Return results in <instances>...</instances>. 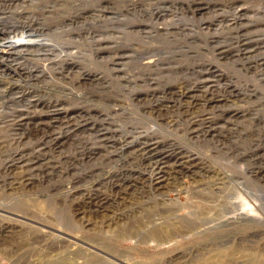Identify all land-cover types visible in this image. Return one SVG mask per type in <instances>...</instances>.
I'll list each match as a JSON object with an SVG mask.
<instances>
[{"label": "rangeland", "instance_id": "374dc122", "mask_svg": "<svg viewBox=\"0 0 264 264\" xmlns=\"http://www.w3.org/2000/svg\"><path fill=\"white\" fill-rule=\"evenodd\" d=\"M229 1L0 0L1 26L14 31L30 22L34 28H41L44 42L57 46L11 62L13 71L0 68V74L4 73L0 84V264H264V0ZM195 2L211 8L194 12ZM158 7L171 12L162 18L153 17L151 13ZM242 7L258 24L232 32L230 24ZM149 19L160 27L169 24L171 33L159 29L158 35L152 28L147 29L150 33L143 31L140 24ZM131 24L135 25L130 28ZM110 45L117 47L115 52L103 53ZM236 47L241 52H236ZM133 48L138 54L122 72L134 80L128 82L122 78L124 74L113 72V64L102 60L133 54ZM226 49L227 54H220ZM149 56L152 62L145 66L144 61L150 60L144 58ZM17 62L23 69H15ZM207 66L213 71L208 76L211 89L221 85L222 91L232 85L230 91L242 93L228 103L239 108L240 117L228 122L214 119V132H207L211 108L202 102L189 107L183 99L165 101L172 107L163 102L160 108L168 109L169 114L164 120L152 113L154 106L134 105L130 92L149 86L141 81L144 73H148L146 78L151 74L161 78L156 86L159 96H164V87L193 84L199 79L198 72L207 71ZM42 69L48 75L35 77ZM30 94L32 103L38 100L41 104L62 95L67 101L59 109L94 107L90 122L129 129L149 122L163 136L138 141L127 136L129 150L119 151L110 157L111 162L100 164L104 151L92 158L81 155L83 136L94 137L91 128L95 125L86 126L87 134L73 131L77 129L73 120L77 113L68 116L67 127L63 115L56 127L40 131L28 125V120L23 122L26 129L16 125L22 123L14 122L20 119L19 113L27 111L29 103L25 100ZM176 96L175 91L168 95ZM13 97L23 99L10 102ZM98 108L104 113L96 111ZM107 112L113 120H107ZM42 120L44 126L52 122L46 117L33 124ZM64 132L68 133L66 139ZM118 133L114 138L107 131L99 135L118 143L125 136L123 131ZM163 150L180 152L176 161H170L173 173L167 175V189L164 193L149 190L138 194L137 189L148 188V175L159 168V156H154ZM187 150L211 166L200 163V169H192L194 157L184 152ZM30 156L42 159L33 170L15 162ZM142 158L147 161L140 169ZM8 162L13 167L7 168ZM126 172H132L131 179L124 178L130 177ZM131 185L136 187L121 199V190L116 187ZM109 190L113 205L82 218L79 212L89 209V199L109 195ZM141 216H148L152 226L159 224V244L142 241L140 234L122 236L139 225Z\"/></svg>", "mask_w": 264, "mask_h": 264}, {"label": "bare ground", "instance_id": "6f19581e", "mask_svg": "<svg viewBox=\"0 0 264 264\" xmlns=\"http://www.w3.org/2000/svg\"><path fill=\"white\" fill-rule=\"evenodd\" d=\"M200 1H202V0H200ZM207 5H209V4H207V3L202 4L201 2H199V3L195 2V5H194L195 8H193V11L194 12L195 11L196 12H201L202 13V12L206 11L207 9H210L211 8L210 5L209 6H207ZM95 11H97V10H95ZM237 11H238L237 12V16H234V18H233V20H232V22L230 24L232 32L242 31L243 29L248 28L250 25H253V24L257 26L258 23L256 22V20H251L250 16L248 15L249 10H247V8L242 7V8H239V10H237ZM166 12L169 13L171 11L169 10V8L168 9H165V8L161 9V7H160V9H159V7H158L151 14L153 15V17L162 18V17L165 16V13ZM172 13H175V12H172ZM218 16H216V17H218ZM149 21H150V19H149ZM45 22L46 21H44V23ZM249 22H251V23L253 22V23L251 24ZM31 24H30V22L29 23H23L20 27L16 28L14 31L13 30H7L3 26L0 25V68H2V71H4V72H8V70L13 71V69L11 67L12 65H9V64H11V62L14 63L18 59H21V58H26L27 59V57L34 56V55H36V53L37 54L40 53V51L43 50V48L46 49L47 47L48 48H51V47H54L55 48V47H57L56 45L51 44L50 42H44L43 39H41V37L44 35V33L41 30V28L38 29L37 28L38 26L36 28H34L33 25H31ZM127 24H130V23H127ZM134 25L135 24H131L130 25V28L133 27ZM168 25H164V26L160 27L156 22L154 23L153 21L146 22L144 24L143 23L140 24V26H141V28H142L143 31H145L147 29H151V28L152 29H156L158 31H155L154 33H156L158 35H159V29H163L165 34H170L171 32L168 29L169 28ZM177 27H179V26H177ZM130 32H132V31H130ZM148 32L150 33V31H148ZM249 36H250V34H249ZM245 37H246V35H245ZM223 38H225V37H223ZM126 40H128V39H126ZM206 40H207V38H206ZM226 42H228V41L226 40ZM99 48H98L99 53H102ZM116 48H117L116 46H112V47H111V45L108 46V47L106 46L103 49L104 50L103 53H106V52L107 53L108 52L111 53L112 51L115 52ZM235 49H236V52H241V50H238V47H236ZM228 51H229L228 49L223 50L222 52L220 51L221 52L220 54H227L226 52H228ZM49 52H51V51H49ZM130 52H133V54L132 53H122V54H120V56L119 55L111 56L110 58H103V60H102L104 62H107L108 64H113V69L112 70H113V72L116 71L117 72L116 74H124V76H128V78H127V77H124L122 75L123 76L122 78L123 79L126 78L128 80V82L134 81V80L131 79L132 77L129 76L130 74L128 75V73H122V72H124L127 69L126 68L127 67L126 65H128L129 62H132V60L135 58V56H136L135 54H138V52L135 50V48H133ZM244 54H246V53L244 52ZM144 59H146V60L149 59L150 60L149 62H145L144 61L143 64L146 66V63H151L153 58L151 59L150 56H149V57H146ZM123 60H125V61H123ZM66 62H67V60H66ZM17 66L18 67H16L15 69H23V68H21L22 66L20 65V63H18ZM74 66H76V65H74ZM148 67H150V65ZM205 69H207V71H204L202 69L203 70L202 72H200V71L198 72V73H200V74H198L199 79L195 83H193V84H186V85H183L181 87H177V85L176 86H172L171 85L169 87H167V86L164 87L163 90H162L163 93H164V96H159V94H160L159 93V87L156 86V85L159 86V84H161V80H160L161 78L157 79V76L152 75L151 73H150L151 75H149V76H151L150 78H146V76H148V73H144L143 75L141 74L143 78L145 76V79L141 80V78L139 77L140 78L139 80H141L142 82H144V86H145V84L146 85H149V86L148 87L145 86V88L143 90H133V91H131L130 93H133L132 96H134V98L132 99V101L133 102L135 101L134 102V105L135 106L142 105L144 108H147V105L154 106L155 108L151 109L152 110V113L156 116L157 119H161V120L166 119V117H168V115H169L168 114V109L160 108V107H163V102L166 103L165 101H174L173 99H175L177 101H181V99H183L184 100V103L186 105H188L189 107H191V105H197L196 104L197 102H202V105L204 107L211 108V110H209L207 112V115L209 116V118H207L209 120L208 121V124H209L208 128H209V130L207 132H209V133L210 132H214L216 130V128H217V127H213L214 126V123H213V120L214 119H218V121L221 120V121L228 122V120H232L233 118H239L240 117V110H238L239 108L234 107V106H231L233 104H230L229 105L228 103L229 102H232L234 100V97H236L237 95H241L242 93L234 94L233 91H230L228 88L229 87H233L232 85L225 86V88H223L224 90H222V91L219 89V86L221 87V85H219V86L214 85L213 89H211V87L208 85V82L210 81L208 79V76H209L210 73H213L212 67L211 66H207ZM37 71H39V70H37ZM44 72H45V70H43L42 73H35V77H38L39 78L40 75L41 76L48 75L47 73H44ZM3 74L4 73L0 74V84L1 85L3 84V81H4L2 79V75ZM16 74L18 75L19 73H16ZM29 74L31 76L34 75V73H32V70L29 71ZM60 75L63 76L64 74L63 73H60ZM119 76L120 75H118V77ZM139 80H137V81H139ZM234 87H236V89L238 91H240L237 86H234ZM173 91H175L176 94H177L176 98H174V97L169 98L168 97L169 94L171 96H173ZM194 91H200L202 94L201 95H193L194 94L193 93ZM160 92H161V90H160ZM163 93H162V95H163ZM24 95H25V93H24ZM24 95H22V96L24 97ZM23 97H20V98L19 97H17V98L16 97L10 98V102L11 101H17L16 99H18V102H20L21 101V98L23 99ZM25 101H28L27 103H29V104H27L29 106L28 107L26 106L27 107V109H26L27 111L25 110L26 112L19 113V118L20 119H18V120H16L14 122V123H16V122H19V123L22 122L21 124H16V125H19L21 128L25 127L26 124H23V122L24 121H27V120L29 121L28 122L29 123L28 125H31V124L34 125L33 128L36 131H40L41 128H45V127L46 128H54V127H56V124L58 125L62 121V118H59L62 115L64 117V122L66 123L65 127H67V124L70 121V118L68 116L70 114H72V113H77L78 114V116L73 119L74 120V125L77 128L76 130H73V131H81V132H84L85 133L86 130H87L86 126H89V125L94 126L95 125V127H92L91 128L94 131V132H92L94 134V137H90V136H86V135L83 136V138L85 139V144L81 147V151L80 152L82 153L81 154L82 156L89 155L88 157H91V158H92V155H95L96 154V152H99V151L106 152V154L103 155V158L101 160L102 162H98L100 164H103V162L105 160H109V162H111L110 157L111 156L119 155V151H120V153L121 152L122 153H126L129 150V148H130L129 147V144L131 142H128L127 141V136H131L133 138V141H138L140 139L148 140L149 139L148 136H151V137L163 136V135H161L162 132H160V130L157 127H154L151 124H148L149 122H144L142 124H140V123L137 124L136 123V125L132 126L131 129H129V127L126 128V127H122V126H118V127L109 126V125L105 124L102 121L97 122L96 120H94L93 122H90L91 121V118L89 120L90 112H91V110H95V108L93 106H92L93 108H88V106L87 107L81 106V107H77L75 110L70 109V107H65V108L59 109L58 107L64 103L63 101H67V99H65L62 95H59L58 97H56L54 101H51L50 100L49 102H44L43 104H41V103H39L40 101H38V100L36 102L32 103L34 100L32 99V94H30L29 95V98L26 99ZM223 102H224V104L221 105V103H223ZM227 105H229L230 107L227 106ZM33 107H40L41 110L38 112ZM113 107L111 109H113ZM169 107H172V106H169ZM99 109L100 108H98L96 111H100V113H104V111H101ZM194 109H199V108H194ZM21 111H22V109H21ZM189 111H190V109H186V112H189ZM128 112L129 111H127V113ZM106 115H107V120H113V116L111 117L108 112H107ZM11 116L14 117V116H17V115H14L13 116L11 114ZM217 116H218V118H216ZM46 117L51 118L52 122H51L50 125L44 126V123H43L44 120H42L41 122H37L36 124H33L37 120H41V119L46 118ZM12 126H14V125H12ZM203 126H204L203 124H200V127L203 128ZM84 127L86 129H84L82 131L81 129L84 128ZM25 129H26V127H25ZM102 131H107V132L111 133L112 134L111 138H114L115 137L114 134H119L118 132H122V131L125 133V136L123 138H121V139H118L117 140L118 143H116V142H110L111 141V138L110 137H107V135H105V134H102L104 136L99 135V133L102 132ZM85 134H87V133H85ZM192 134L196 136L197 135V130L196 129H193L192 130ZM16 135H17V133H16ZM122 136H123V134H122ZM67 137H68V133L67 132H64V139H66ZM15 139H16V137H15ZM59 140H60V138L57 139V141H59ZM92 140H93V142H91ZM144 144H146V143H144ZM61 145H62V143L60 144V147H61ZM110 145H112L113 147H115V149H112L110 147ZM117 146H118V148H117ZM148 148L150 150H153V148H151V145H149ZM168 150L160 151L159 154H156L154 156V157L159 156V168H157L155 172H153V173H151V174L148 175V179H147V182L149 183L147 185L148 188H139V189H137L136 192L138 194L144 195V194H146V191H149V190L157 191L159 193H164L165 192V189H167V187H168V180H170V178L167 175L173 173V170H171L170 161H176V159L178 158L179 153H180V152H176V151H172V150L168 151ZM138 151H141V149L138 150ZM184 152L185 153H188V154H191V156L194 157L193 162L190 164V166H191L192 169H200V167H198L200 165V163H201V166H205V167H210L211 166V165L209 166L208 161L205 160V158H202L200 155H195L194 153H191L188 150L187 151H184ZM140 156L143 157L144 154H140ZM154 157H151L149 159H152ZM185 157L186 158H190L188 156H185ZM41 160H42L41 158H36L34 156H30V157H26V158L20 157L15 162L23 163L24 164V167H26L28 170H33L37 166H39L41 164ZM146 161H147L146 158H142V160L140 162V166H139L140 169H141L142 166H144V163ZM195 161L197 163H194ZM157 164H158V162H155V165H157ZM94 165H95V163H94ZM11 167H13V164L11 162H8L7 163V168H11ZM201 169H202V167H201ZM194 172H196V171H194ZM127 174H130V177L127 178V177L124 176V178L125 179H131L132 172H126V175ZM11 176H12V174H11ZM11 181H12V179H11ZM135 187H136L135 185H131V186H127L125 188H121L120 186H118L116 188H119L121 190V193L120 194L122 195V197H120V198L124 200V199H126V196L129 195V191L131 189L135 188ZM109 191H110V193L108 192L109 195L106 194V193H103V194L99 195L98 197L95 196L97 198H90L89 199L90 200L89 201L90 202L89 203V209H86L85 208V209L80 210L82 212H79V214L82 215V218H84L88 213H91V215H92L93 213H98L100 211H103V210H106V209L110 208L113 205V201H111L112 200V197L110 196V194H111L112 191L111 190H109ZM97 193H100V192H97ZM90 195H91V193H90ZM0 210L3 211L2 208H0ZM8 217H9V215H8ZM149 224H151V226H149ZM44 225H46V224H44ZM50 233H52V232H50ZM139 234H140V239L142 241H154V242H156V243L159 244V224L156 223L155 225L152 226V220L148 216H145V217L143 216V218L141 216L140 219H139V225L137 227L133 228L130 232L123 233L122 236H125L126 238H134L135 236H137ZM51 236H52V234H51ZM63 238H64V236H63ZM77 239H79V238H77ZM96 248H98V247H96ZM94 254H91V255H94ZM95 255H98V254H95ZM87 257H88V255H87ZM105 257H107V256H105ZM109 261H110V259H109ZM85 263H88V262H85ZM111 264H113V263H111Z\"/></svg>", "mask_w": 264, "mask_h": 264}]
</instances>
